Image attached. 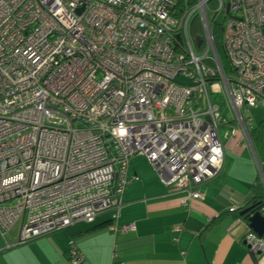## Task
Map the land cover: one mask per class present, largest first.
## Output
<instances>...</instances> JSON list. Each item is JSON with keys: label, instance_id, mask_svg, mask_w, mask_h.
Returning <instances> with one entry per match:
<instances>
[{"label": "built area", "instance_id": "2783aa9c", "mask_svg": "<svg viewBox=\"0 0 264 264\" xmlns=\"http://www.w3.org/2000/svg\"><path fill=\"white\" fill-rule=\"evenodd\" d=\"M171 4L0 0V239L21 221L18 242L5 250L105 215L117 222L134 157L163 186L202 199L196 188L225 167L226 110L264 194L244 116L264 109V0H196L176 17ZM193 18L201 37L191 36ZM216 22L231 74L215 48ZM242 244L264 258L263 238L249 232ZM69 255L82 262L72 244Z\"/></svg>", "mask_w": 264, "mask_h": 264}, {"label": "crops", "instance_id": "0c3cea01", "mask_svg": "<svg viewBox=\"0 0 264 264\" xmlns=\"http://www.w3.org/2000/svg\"><path fill=\"white\" fill-rule=\"evenodd\" d=\"M234 128L224 145L225 174L213 185L197 188L202 199L189 200L175 187L163 186L148 162L134 157L128 164L131 183L124 189L117 223L133 225L134 232L113 234L103 216L96 227L79 225L71 233L5 250L6 244L18 242V221L13 226L18 227L17 234H11L12 228L4 241L0 239V264H70L66 255L70 239L83 259L80 264H264V258H254L242 244L249 232L247 222L229 213L249 204L255 180L250 156ZM233 162H239L243 172L235 170ZM241 182L244 189L238 187Z\"/></svg>", "mask_w": 264, "mask_h": 264}, {"label": "trees", "instance_id": "16d2710c", "mask_svg": "<svg viewBox=\"0 0 264 264\" xmlns=\"http://www.w3.org/2000/svg\"><path fill=\"white\" fill-rule=\"evenodd\" d=\"M195 3H196V0H172L171 9H170V11H171L170 16L176 17V16L180 15L181 12H187L188 10H190L195 5ZM222 30H223V25L221 23L216 22L213 26L214 44H215V48H216L217 54L219 56V59H220V62H221V65H222L224 71L227 74H231V70L228 66V62L225 58V55L223 53L224 51L222 50V46H221ZM189 31H191V36L193 38L201 37L200 28H199V25L197 23V18H193L191 20ZM221 107L223 109L225 108V106L223 104H221ZM228 123H230L231 129L234 128L235 124H233L230 121H228ZM248 133H249V139H250V142L254 148V151H255L256 155L258 156L260 162L262 163V171H263V175H264V157L262 154V150H263L262 147L264 145V116H263L262 120L258 123V125L253 127ZM225 171H226V162H225V167H224L221 175L215 181H213L209 184H206V185L209 186V185H213L214 183H216L218 180H220L224 176ZM206 185H204V186H206ZM197 188H196V191H197ZM251 194H252V197H251V200L247 206L240 209L239 211L236 210V212H234V213H231L229 210V213L230 214H236L235 216H237L236 218H238L240 213L243 210L250 208V207H254L251 214L259 213L260 215H264V194H263L262 188L259 184V181L256 178V175H255L254 183H253L252 188H251ZM248 218H249V216L239 217V219H242L245 222H247ZM100 219L101 218H98L93 224L88 225V226L96 227L97 224L99 223ZM105 220H107L109 222V225H111V226L118 223V220H117V222L113 221L111 219L110 215H105ZM74 227H76V226H74ZM74 227L68 228L66 230L72 229ZM110 227H109V231H110ZM98 228H101V226H99ZM66 230H63L60 232H64ZM263 240H264V238H263ZM70 244L73 245L74 249L76 250V252L78 254H79V252H78V249H77V246L75 245V243L72 241V239H70L67 243L66 255H67L68 261L71 264V257L69 255ZM82 261H83V259H82Z\"/></svg>", "mask_w": 264, "mask_h": 264}, {"label": "rangeland", "instance_id": "374dc122", "mask_svg": "<svg viewBox=\"0 0 264 264\" xmlns=\"http://www.w3.org/2000/svg\"><path fill=\"white\" fill-rule=\"evenodd\" d=\"M210 8H213V9H215V8H217V6H216V4L215 3H213L211 6H210ZM223 17H224V12L220 15V18H219V21L221 22L222 20H223ZM181 78H179L178 80H180ZM209 93H210V95H211V97L212 98H215V92H214V90L213 89H209ZM218 96L220 97V98H223V93H222V91H221V89L220 88H218ZM227 111V114H226V112L223 114L222 113V115H225L226 117H227V120L228 121H230V122H232L233 123V118H232V116L228 113V110H226ZM244 116H245V118L246 119H248L250 122L249 123H251V127L253 128V127H255V126H257L258 125V123L262 120V118H263V116H264V109H262V108H253V109H251V110H249L247 113H244ZM226 128L224 127V126H220V128H219V132H220V135H221V137H223V134H224V130H225ZM228 139H226V140H223V145H225V143H226V141H227ZM243 145L245 146V148L247 149V147H246V145H245V143H243ZM263 150H262V154H263V157H264V145H263ZM247 154H248V157L250 156V154H249V151H248V149H247ZM136 158H139V157H136ZM141 158H143V157H141ZM145 160V159H144ZM249 166L254 170V172H255V169H254V167L252 166V161H251V159H250V157H249ZM233 164V166L232 167H234V169L235 170H237V171H239V173H241V172H243L242 171V169L241 168H238L237 166L238 165H241L239 162H233L232 163ZM237 182V181H236ZM238 187L240 188V189H244L243 188V183L241 182V184H238ZM248 191V190H247ZM17 231H18V227H14L13 229H12V231H11V234L13 235V236H15V234H17ZM72 232V230H70L69 229V231H67L66 230V233H71ZM65 233V234H66ZM16 251V250H15ZM18 251V250H17Z\"/></svg>", "mask_w": 264, "mask_h": 264}, {"label": "water", "instance_id": "95a60500", "mask_svg": "<svg viewBox=\"0 0 264 264\" xmlns=\"http://www.w3.org/2000/svg\"><path fill=\"white\" fill-rule=\"evenodd\" d=\"M196 45L199 47L201 45L200 40L196 39ZM254 207L247 208L243 210L239 217L249 216L247 220L249 232L256 235L258 238H264V216L259 213L251 214Z\"/></svg>", "mask_w": 264, "mask_h": 264}, {"label": "bare ground", "instance_id": "6f19581e", "mask_svg": "<svg viewBox=\"0 0 264 264\" xmlns=\"http://www.w3.org/2000/svg\"><path fill=\"white\" fill-rule=\"evenodd\" d=\"M234 127H235V125H234ZM236 131H237V129H236V127L234 128ZM238 132V131H237ZM239 133V132H238Z\"/></svg>", "mask_w": 264, "mask_h": 264}]
</instances>
